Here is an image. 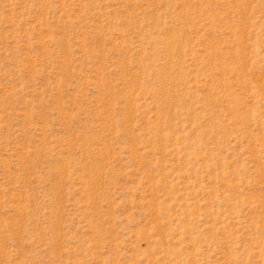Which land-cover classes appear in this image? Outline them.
I'll return each instance as SVG.
<instances>
[{"label": "rangeland", "instance_id": "rangeland-1", "mask_svg": "<svg viewBox=\"0 0 264 264\" xmlns=\"http://www.w3.org/2000/svg\"><path fill=\"white\" fill-rule=\"evenodd\" d=\"M0 264H264V0H0Z\"/></svg>", "mask_w": 264, "mask_h": 264}]
</instances>
